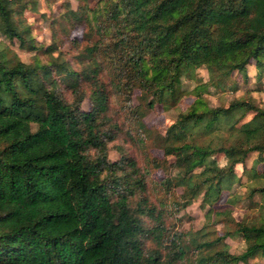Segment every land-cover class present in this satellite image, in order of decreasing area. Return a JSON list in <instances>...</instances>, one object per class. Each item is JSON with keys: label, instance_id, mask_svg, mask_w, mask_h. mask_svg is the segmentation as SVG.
<instances>
[{"label": "trees", "instance_id": "obj_1", "mask_svg": "<svg viewBox=\"0 0 264 264\" xmlns=\"http://www.w3.org/2000/svg\"><path fill=\"white\" fill-rule=\"evenodd\" d=\"M35 4L0 0V34L28 50L39 45L17 16ZM64 17L80 22L87 38L74 63L59 56L28 63L0 46V264H247L264 258V172L258 171L264 106L238 97L227 107H208L197 91L193 105L158 136L178 169L175 176L165 173L160 187L182 189L177 210L198 197L206 209L204 226L190 235L167 224L173 213L146 194L149 180L136 159L123 153L109 160L117 133L108 116L112 90L131 113L135 89L150 107H173L183 95V77L193 79L201 67L209 74L205 88L221 86L233 72L246 80L252 62L260 81L264 0H98L81 14L67 9ZM248 111L255 116L237 126ZM197 133L211 138L201 142ZM219 153L225 166L218 165ZM250 153L258 154L243 170L247 210L257 214L252 225L248 216L234 217L233 201L219 202L224 190L237 200L236 166L246 165ZM153 162L167 169V159ZM212 225L221 229L209 231ZM238 236L244 246L235 253L226 239Z\"/></svg>", "mask_w": 264, "mask_h": 264}, {"label": "rangeland", "instance_id": "obj_2", "mask_svg": "<svg viewBox=\"0 0 264 264\" xmlns=\"http://www.w3.org/2000/svg\"><path fill=\"white\" fill-rule=\"evenodd\" d=\"M98 0H36V4L28 6L21 11L17 19H22V26L28 25L32 32V37L39 45L38 49L28 50L20 46L16 38L10 39L0 34V46L7 50L9 55H17L25 62L39 60L42 64L49 63L50 59L59 56L60 59L74 63L77 54L84 52L87 48V38L85 29L80 22L67 20L64 14L67 9L84 13L88 7H94ZM52 47V52L48 51ZM92 56H94L92 54ZM256 68L252 62L248 66V78L245 80L238 72H233L221 86L204 85L208 83L209 74L206 67L199 68L195 77H183L181 99L173 105L166 108L158 103L154 106H148L145 96L139 89L133 92V106L137 110L128 112V108L123 107L121 96L112 90L111 110L108 116L111 118V126L116 132V139L110 144L109 160L114 162L126 153L137 160L138 165L143 168L149 180V187L146 194L150 196L155 203L165 201L166 208L172 211V216L168 218L167 224L172 225L173 229L179 233L192 234L201 229L205 222L206 209L202 207L201 198L198 197L191 204L176 208V202L182 195L181 188H175L173 191H166L161 188L159 181L165 177L169 170L172 176L178 173L174 166L176 162L175 155L165 154L161 145L157 144L160 140L158 136L164 135L167 129L175 121L179 111L185 110L195 102L197 91L203 93L204 102L208 107H227L234 98L245 97L252 98V102L264 106V76L260 81L256 80ZM55 77L57 75L55 74ZM109 73L104 74V80H109ZM203 87V88H202ZM83 109L90 108L89 100L85 99L82 104ZM255 116L254 111L246 112L245 116L237 123V126L250 121ZM196 138L201 142L209 141L210 136L204 133H197ZM218 165L225 166L227 158L224 154L215 155ZM258 157L257 153H250L246 165L238 164L236 166L240 181L236 182L234 190L237 193V200L231 194V190H224L219 202H234V217L241 220L248 216V224L252 225L256 219V210H247L249 200L246 196L247 176L244 174V168L249 170L254 160ZM264 157V155H263ZM154 159H167V169L155 167ZM169 166V169H168ZM259 172H264V162L258 166ZM259 199V195L255 197ZM236 200V201H235ZM209 231L220 230L221 226H209ZM211 232V233H212ZM211 236H214L212 233ZM231 251L241 252L244 246V239L241 236L236 238H227ZM247 264H264L262 256H255L248 260Z\"/></svg>", "mask_w": 264, "mask_h": 264}]
</instances>
